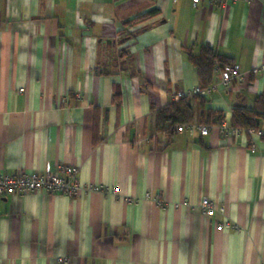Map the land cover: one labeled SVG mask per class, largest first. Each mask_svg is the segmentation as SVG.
<instances>
[{"label":"crops","instance_id":"crops-1","mask_svg":"<svg viewBox=\"0 0 264 264\" xmlns=\"http://www.w3.org/2000/svg\"><path fill=\"white\" fill-rule=\"evenodd\" d=\"M203 45L243 81L223 88L217 70L208 99L189 97L207 136L159 128L201 87L187 51ZM262 64L264 0H0V172L68 165L102 187L0 197V264H264V144L220 131L257 110Z\"/></svg>","mask_w":264,"mask_h":264},{"label":"built area","instance_id":"built-area-1","mask_svg":"<svg viewBox=\"0 0 264 264\" xmlns=\"http://www.w3.org/2000/svg\"><path fill=\"white\" fill-rule=\"evenodd\" d=\"M178 1V0H173ZM238 1V0H234ZM249 1V0H247ZM194 6H198L201 0H192ZM216 5H224L226 0H213ZM264 73V64L257 68ZM221 86L227 88L232 81H243L242 73L239 66L227 67L221 71ZM213 87L195 88L189 92H182L181 97L202 96L208 99L213 92ZM23 92V90H22ZM199 132L202 136H207L210 128L197 123L181 124L177 127L178 132ZM220 131L224 137H234L240 134H247L250 137L249 145L253 150L258 149L257 143L252 138H257L258 141L264 144V127L243 129L235 127L233 124L222 122ZM78 168L68 165H59L54 172L42 171L28 174L25 171H20L13 175H7L0 172V197H23L29 193L47 192L50 194H62L69 198H76L83 192H97L101 191L102 187L96 185L83 186L78 180ZM200 208L209 219H212L217 212L216 203L204 198L200 203ZM235 228L230 221L224 222L218 226V230ZM60 262L68 263V258H60Z\"/></svg>","mask_w":264,"mask_h":264},{"label":"trees","instance_id":"trees-1","mask_svg":"<svg viewBox=\"0 0 264 264\" xmlns=\"http://www.w3.org/2000/svg\"><path fill=\"white\" fill-rule=\"evenodd\" d=\"M159 14L158 10H153L146 15L126 22V26L136 24L138 22L155 17ZM129 37L133 36V33L128 34ZM123 55L124 52H121ZM190 62L197 68L199 78L201 80V88H207L211 86L213 75L217 70H224L227 67H231V58L217 53L209 45H203L199 49V53L195 54L191 51H187ZM202 97V96H200ZM116 101H118V95H115ZM203 105L206 102L203 101ZM256 109L260 111H250L243 108H235L233 111L232 124L235 127L250 129L259 128L261 126L262 118L264 117V96L259 97L256 100ZM208 115L212 116V111H207ZM193 110L188 97H181L177 101L170 103L163 110H159L157 113V125L159 128L164 129L169 123L171 127L180 126L181 124L192 123Z\"/></svg>","mask_w":264,"mask_h":264}]
</instances>
